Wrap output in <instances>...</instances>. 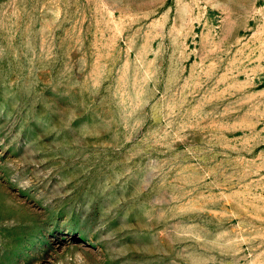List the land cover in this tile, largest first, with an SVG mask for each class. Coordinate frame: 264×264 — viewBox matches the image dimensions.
<instances>
[{"label":"rangeland","instance_id":"obj_1","mask_svg":"<svg viewBox=\"0 0 264 264\" xmlns=\"http://www.w3.org/2000/svg\"><path fill=\"white\" fill-rule=\"evenodd\" d=\"M0 264H264V0H0Z\"/></svg>","mask_w":264,"mask_h":264}]
</instances>
